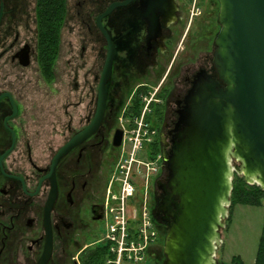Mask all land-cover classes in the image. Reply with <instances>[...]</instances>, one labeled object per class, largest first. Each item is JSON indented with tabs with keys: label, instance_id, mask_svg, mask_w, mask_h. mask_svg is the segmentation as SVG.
Segmentation results:
<instances>
[{
	"label": "flooded vegetation",
	"instance_id": "flooded-vegetation-1",
	"mask_svg": "<svg viewBox=\"0 0 264 264\" xmlns=\"http://www.w3.org/2000/svg\"><path fill=\"white\" fill-rule=\"evenodd\" d=\"M68 4L67 0L63 27L72 21L79 30L80 44L74 54L83 72H75L70 78L72 88L58 94L65 98V121L45 124L36 120H51L56 109L57 95L52 92L61 42L54 78L48 83L37 62L35 0H0V264H39L48 248L44 264H82L89 248L105 244L101 229L106 225L108 189L118 193L121 170H128L133 199L139 200L146 168L138 162H151L156 147L159 166L147 188L151 215L163 190L169 192L167 162L185 97L200 78H217L212 63L219 29L216 0H73ZM112 4L116 6L101 17L98 27L96 18ZM109 43L111 71L102 119L59 158L52 176L54 156L94 118ZM209 47H213L210 54ZM33 74L47 91L29 89L27 80ZM139 122L149 141L133 153L129 139ZM53 193L46 226L45 207ZM162 217L153 214L155 244L162 238L164 243L167 233Z\"/></svg>",
	"mask_w": 264,
	"mask_h": 264
},
{
	"label": "water",
	"instance_id": "water-1",
	"mask_svg": "<svg viewBox=\"0 0 264 264\" xmlns=\"http://www.w3.org/2000/svg\"><path fill=\"white\" fill-rule=\"evenodd\" d=\"M216 2L219 29L212 63L217 78H200L185 97L167 162L169 192L163 190L153 209L167 225L164 264H217L234 172L264 190V0ZM115 6L96 18L98 27ZM111 60L109 43L94 118L54 156L52 176L59 158L99 125ZM116 139L119 145L120 137ZM233 161L239 165L232 166ZM54 197L50 195L45 207L46 226ZM48 257L49 248L39 264Z\"/></svg>",
	"mask_w": 264,
	"mask_h": 264
},
{
	"label": "rangeland",
	"instance_id": "rangeland-1",
	"mask_svg": "<svg viewBox=\"0 0 264 264\" xmlns=\"http://www.w3.org/2000/svg\"><path fill=\"white\" fill-rule=\"evenodd\" d=\"M68 2L72 4L73 0H68ZM70 4H68V7ZM79 35V30L77 32L76 27L73 26L72 21L66 22L61 34V48L57 66V82L55 84V87L53 86V89L56 93L52 92L53 95H57L55 102L56 109L52 113L51 120L50 117L46 119L36 120L38 121V123L48 124L49 122L53 123L55 121V124H58L65 121V116L62 113V104L65 101V98H59L58 94H63L64 92H67L72 88L70 86V78L75 72H83L80 71V61L78 60L76 54H74V52L77 51L78 45L80 44ZM211 49H213V47H209L207 53L210 54ZM27 81L30 82L28 87L31 91H47V87L44 86L40 79L38 81L34 74L32 75V78ZM24 117L25 119H28L26 114L24 115ZM39 147L42 149L44 148V146ZM237 163V161H233L232 166L239 165ZM235 174L237 173L234 172L233 177ZM263 223L264 200L262 202V206L260 207L237 205L231 209L230 216L228 207L227 218L224 221L225 227L221 230L222 241L215 254V260L217 264L219 262L229 263L234 256H240L244 264H253ZM104 232L105 225L101 229V233ZM162 250L163 245L162 248H160V245L158 243L154 244L151 247L152 258H148L146 262L142 264H164L165 259L164 254L161 252ZM160 252L162 257L159 258L158 253ZM156 258H158L157 261Z\"/></svg>",
	"mask_w": 264,
	"mask_h": 264
},
{
	"label": "built area",
	"instance_id": "built-area-1",
	"mask_svg": "<svg viewBox=\"0 0 264 264\" xmlns=\"http://www.w3.org/2000/svg\"><path fill=\"white\" fill-rule=\"evenodd\" d=\"M131 136L129 142L133 153L142 143L149 141V135L141 122ZM138 164L146 168L142 175L139 200L133 199L134 185L128 170H121L119 192L114 194L109 189L107 191L106 225L101 239L102 243L108 245L109 257L105 264H142L149 258L151 247L155 244L156 231L147 202V188L150 178L156 174L159 158L151 162L140 161Z\"/></svg>",
	"mask_w": 264,
	"mask_h": 264
},
{
	"label": "trees",
	"instance_id": "trees-1",
	"mask_svg": "<svg viewBox=\"0 0 264 264\" xmlns=\"http://www.w3.org/2000/svg\"><path fill=\"white\" fill-rule=\"evenodd\" d=\"M35 11L39 33L37 62L42 77L49 83L54 78L53 69L59 53L61 29L67 12V0H35ZM158 154H160V152L155 147L151 159H154ZM263 200L264 190L256 184H247L243 176L234 175L230 194L229 216L231 214V209L237 205L260 207L262 206ZM152 212L153 207L151 209V217L153 223H155ZM164 235L165 233H163V237ZM159 245L160 248H162L163 238ZM108 257V245L99 244L87 250L86 254L81 259V263L105 264ZM149 258H152L151 252ZM218 264H244V262L240 256H234L229 263L219 262ZM253 264H264V223L258 239V246Z\"/></svg>",
	"mask_w": 264,
	"mask_h": 264
}]
</instances>
